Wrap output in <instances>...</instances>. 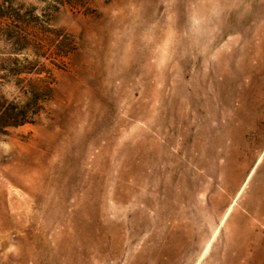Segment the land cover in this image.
Segmentation results:
<instances>
[{"label": "rangeland", "instance_id": "1", "mask_svg": "<svg viewBox=\"0 0 264 264\" xmlns=\"http://www.w3.org/2000/svg\"><path fill=\"white\" fill-rule=\"evenodd\" d=\"M12 5L77 48L0 132V264H264V0Z\"/></svg>", "mask_w": 264, "mask_h": 264}, {"label": "trees", "instance_id": "2", "mask_svg": "<svg viewBox=\"0 0 264 264\" xmlns=\"http://www.w3.org/2000/svg\"><path fill=\"white\" fill-rule=\"evenodd\" d=\"M58 4L78 5L81 0H51ZM23 6L14 8L12 0L0 2V40L4 42L1 54L27 53L35 58L4 56L0 58V70L6 82L14 81L24 100H8L0 96V132L25 124H34L53 99L56 76L53 68L41 58H51L58 68L65 65V57L77 48L74 37L64 28L51 27L48 18L34 16L35 7L21 13ZM45 16V15H44ZM33 74L35 77H28ZM24 75V76H23Z\"/></svg>", "mask_w": 264, "mask_h": 264}]
</instances>
